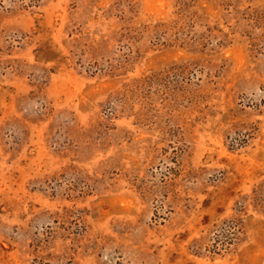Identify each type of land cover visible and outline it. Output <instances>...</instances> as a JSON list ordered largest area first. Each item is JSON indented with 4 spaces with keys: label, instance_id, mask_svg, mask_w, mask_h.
I'll return each instance as SVG.
<instances>
[{
    "label": "rangeland",
    "instance_id": "374dc122",
    "mask_svg": "<svg viewBox=\"0 0 264 264\" xmlns=\"http://www.w3.org/2000/svg\"><path fill=\"white\" fill-rule=\"evenodd\" d=\"M0 264H264V0H0Z\"/></svg>",
    "mask_w": 264,
    "mask_h": 264
}]
</instances>
